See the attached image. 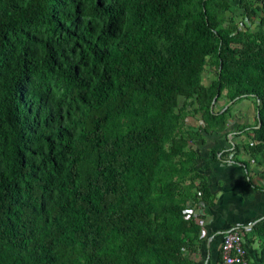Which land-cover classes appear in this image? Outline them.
Here are the masks:
<instances>
[{"label":"trees","instance_id":"trees-1","mask_svg":"<svg viewBox=\"0 0 264 264\" xmlns=\"http://www.w3.org/2000/svg\"><path fill=\"white\" fill-rule=\"evenodd\" d=\"M226 5L0 0V264H190L181 248L198 228L181 208L193 193L176 179L198 177L196 149L227 140L225 115L243 97L254 120L233 134L264 149V31L231 46L214 10ZM186 107L201 123L176 139ZM251 231L264 264V216Z\"/></svg>","mask_w":264,"mask_h":264},{"label":"crops","instance_id":"crops-1","mask_svg":"<svg viewBox=\"0 0 264 264\" xmlns=\"http://www.w3.org/2000/svg\"><path fill=\"white\" fill-rule=\"evenodd\" d=\"M179 99L180 105L184 98L181 96ZM185 110L183 123L188 125L185 127L196 130L201 120L196 115L187 112L188 107ZM231 110L233 114L239 110L245 115L243 121L237 116L234 117L235 115L225 117L223 131L219 132L221 133L219 136L221 140L224 139V135L231 134L228 141L224 139L226 141H220L223 144L219 145H213L209 141L206 145L199 143L201 151H198L199 145L196 146L198 153L193 165L203 184L202 195L206 201V224L204 236L202 238L196 236L192 240V252L188 257L190 264H216L221 233L233 226L253 223L264 216V188L255 187V185L264 187V149L256 152L248 147L240 150L233 149L234 144L245 136L244 132L235 136L233 133L242 123H253L250 113L253 119L255 105L252 99L243 97L233 103ZM214 147L220 148L217 152V157L220 155V158L215 160L208 157L209 149ZM247 250L252 262L259 264L257 258L259 245L253 242L248 243Z\"/></svg>","mask_w":264,"mask_h":264},{"label":"rangeland","instance_id":"rangeland-1","mask_svg":"<svg viewBox=\"0 0 264 264\" xmlns=\"http://www.w3.org/2000/svg\"><path fill=\"white\" fill-rule=\"evenodd\" d=\"M246 2L248 3L249 8L254 12V14H249V11L243 10L242 7L239 6V3L237 0H227V5L224 8L222 7L223 9H220V7L214 9L216 12V20L218 22V25L227 30V33L232 38L231 46H234V47L239 46L242 41H246L250 38L255 37L256 32L264 31V25L261 24L260 19H259L260 17L264 16V0H246ZM212 78H214V65L212 63V58L210 56H206L205 63L203 65V70L200 75V82L202 84H206ZM226 100L227 99L225 97V91L222 90L221 95L213 103L214 110H218L224 107ZM177 102L180 103L179 96L177 97ZM253 104H254V101H253ZM232 106L233 104L230 105L225 117L235 115L234 117L237 116L240 120L242 119L243 121L244 120L243 116L245 114L243 112H240L239 110L237 113L233 114L234 112L233 110H231ZM195 115L197 117H201V112L197 111L196 114H194V116ZM250 117H251V121L253 122L254 116L252 119V113H250ZM182 123H181L182 126H180L179 130L177 131V135L175 136L176 139H179L180 137L183 138L182 136H184L183 135L184 133H182L181 131L184 129H187V130L189 129V128H186L188 125L186 126L184 123L183 124ZM189 130H193V129H189ZM249 135H250L249 132L245 133V136L238 141L237 143L238 145H236L238 146V150L242 149L243 147L247 148V144H249L251 141L249 138ZM234 136L232 137V140ZM89 164L90 163L87 162V158H85L83 162V167L85 169L86 168L89 169ZM177 179H176L177 185L181 189L184 188L185 190H187L186 188L187 181L185 179H183L184 181H181V179L179 180ZM255 238L256 237L254 236L251 237L250 239L251 243L253 242V244L259 245L258 240L256 241ZM191 252H192V247L187 246V248H185L184 251L181 250V257L187 260ZM152 255L153 253H150V256Z\"/></svg>","mask_w":264,"mask_h":264},{"label":"built area","instance_id":"built-area-1","mask_svg":"<svg viewBox=\"0 0 264 264\" xmlns=\"http://www.w3.org/2000/svg\"><path fill=\"white\" fill-rule=\"evenodd\" d=\"M225 137L229 139L231 134H227ZM196 146L194 141L190 139L186 140V148L195 149ZM186 178V185L193 194L184 200L181 208V216L185 221H191L197 225L198 230L196 236L202 238L205 234L206 201L200 189L201 182L198 177L190 178L189 175H186ZM251 232V223L240 224L223 231L218 244V259L216 264H254L248 256L247 250L248 238ZM187 246L189 245H186L184 248L182 247V250L184 251Z\"/></svg>","mask_w":264,"mask_h":264},{"label":"water","instance_id":"water-1","mask_svg":"<svg viewBox=\"0 0 264 264\" xmlns=\"http://www.w3.org/2000/svg\"><path fill=\"white\" fill-rule=\"evenodd\" d=\"M259 124H260V122H258L256 126H259Z\"/></svg>","mask_w":264,"mask_h":264}]
</instances>
